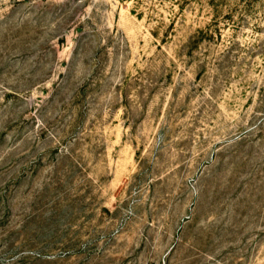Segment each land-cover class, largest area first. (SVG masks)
Instances as JSON below:
<instances>
[{
  "label": "rangeland",
  "instance_id": "1",
  "mask_svg": "<svg viewBox=\"0 0 264 264\" xmlns=\"http://www.w3.org/2000/svg\"><path fill=\"white\" fill-rule=\"evenodd\" d=\"M0 264H264V0H0Z\"/></svg>",
  "mask_w": 264,
  "mask_h": 264
}]
</instances>
